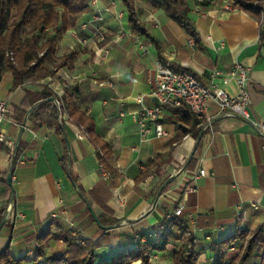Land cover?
Wrapping results in <instances>:
<instances>
[{
    "label": "crops",
    "instance_id": "crops-1",
    "mask_svg": "<svg viewBox=\"0 0 264 264\" xmlns=\"http://www.w3.org/2000/svg\"><path fill=\"white\" fill-rule=\"evenodd\" d=\"M187 2L199 46H191L185 31L149 0H135L134 8L155 42L132 32L121 0H88L90 11L57 39V62L62 56L71 55V59L51 77L57 76V83L68 75L63 93L67 92L77 110L92 120L99 140L107 145L108 181L98 170V147L89 136L77 138L78 124L66 112L62 113L63 134L56 128L33 124L30 111L42 102L38 94L48 88L50 76L26 81L11 91L12 74L2 75L0 100L6 102L9 115L1 129L13 146H0L13 152L11 155L0 148V176L12 172L11 187L6 176L2 178L5 185L0 181V224L6 220L0 227V252L8 246L15 264L41 263L49 256L78 263L86 256L89 241L99 244L94 250L96 261H109L123 251L136 249L148 238L160 241L163 232L159 224L172 218L177 206H182V214L190 218L187 227L195 239V250L201 252L198 264H213L208 249L213 242L238 231L260 229L264 233V137L249 120L224 117L218 104L211 101L207 115L212 131L201 128L197 137L185 134L165 112L160 121L165 135L155 137L154 123H148L151 134L141 141L134 118L140 109L138 97L149 92L161 59L167 66L197 74L205 85L214 70L227 72L235 63L248 66V113L250 120L264 122L260 23L242 10L220 12L214 5L205 9V15L194 13V0ZM97 14L101 21L93 20ZM83 25L89 26L86 29ZM72 30L79 32L84 43L72 35ZM106 44L110 54L103 59L98 49ZM52 66L48 64L49 69ZM214 82L230 96L240 92L235 80L225 86L220 78ZM144 102L150 106L153 100L145 97ZM28 104L30 110H26ZM64 152L66 168L60 163ZM14 154L23 163L14 162ZM199 169L206 173L195 177ZM72 182L97 218L105 224L114 221L112 225L117 227L101 229ZM12 190L14 210L21 216L15 219L4 213ZM178 245L176 239L169 240L163 250L151 253L150 264H173ZM40 246L42 254L37 257ZM240 246L237 243L226 252L225 264L235 260ZM262 253L264 245H259L245 264H260Z\"/></svg>",
    "mask_w": 264,
    "mask_h": 264
},
{
    "label": "trees",
    "instance_id": "trees-1",
    "mask_svg": "<svg viewBox=\"0 0 264 264\" xmlns=\"http://www.w3.org/2000/svg\"><path fill=\"white\" fill-rule=\"evenodd\" d=\"M121 1L127 9L128 23L132 32L155 42L154 37L139 21L134 8L135 0ZM219 1L222 0H194V5L207 9ZM232 1L240 10L258 20L261 25L260 41H264V22H261L264 0ZM149 3L152 7L161 9L169 19L181 27L193 40L195 46L200 45L199 34L190 19L191 8L187 0H149ZM89 11L88 0H0V81L5 72H10L13 76L12 91L26 81L35 82L54 76L57 70L71 59V55L62 56L60 62H57L59 60L55 55L57 39L67 30L76 27L79 18ZM160 62L162 65H166L162 59ZM50 63L53 65L51 69L48 68ZM171 68L176 71L191 72L174 66ZM194 75L200 80L197 74ZM38 95L42 100L41 103L33 109L29 104L26 106V110L31 109L30 117L33 124L56 128L63 134L62 123L59 122V113L66 112L74 122L85 128L91 141L98 147L99 162L108 170L106 159H108L110 152L107 145L99 140L92 120L77 110L76 104L70 100L67 92H64L60 97L49 88H45ZM52 97L57 100L59 109L54 103L48 101ZM166 112L168 113L167 119L181 128L185 134L193 133L196 137L198 136L202 126L195 119L189 107L182 105L177 108H166ZM63 143H66L64 139ZM0 148L12 155L13 151L1 146ZM160 157L158 156V158ZM17 158V154H14V162ZM60 163L66 168L65 152L60 158ZM5 176H0V181L1 183L4 182V185L5 181L2 178ZM144 177L145 175L141 179ZM98 220L103 226L116 223L112 221L105 224L100 218ZM187 223L188 219L185 214L165 219L159 224L163 232L160 241H152L148 238L145 242L141 241L136 249L123 251L109 261L97 262L94 250L99 244L89 241L87 242V254L81 262H71L60 257L49 256L44 258L41 263L35 262V264H131L135 262L150 264L151 253L155 250H163L168 241L172 239L179 242L173 251V264H198L201 252L195 250L196 242L187 227ZM237 243H241V246L237 257L231 264H245L248 259L253 257L258 246L264 245V233L260 229L253 232L238 231L226 239L211 243L208 249L213 257V264H225L226 252L234 248ZM41 247L35 253L37 257L42 254ZM26 259L23 258V260ZM0 264H15L8 246L0 252ZM260 264H264V253L261 254Z\"/></svg>",
    "mask_w": 264,
    "mask_h": 264
},
{
    "label": "built area",
    "instance_id": "built-area-1",
    "mask_svg": "<svg viewBox=\"0 0 264 264\" xmlns=\"http://www.w3.org/2000/svg\"><path fill=\"white\" fill-rule=\"evenodd\" d=\"M200 1V0H199ZM220 12H238L240 9L233 3L232 0H222L213 4ZM192 12L205 15L207 12L205 9L198 5H194ZM94 21H101L102 17L100 15H95L93 17ZM261 22H264V12L261 13ZM89 25H83V28H88ZM72 35L78 38L81 42L84 41L79 37V32L77 30H72ZM100 41L104 38L99 33H95ZM138 41V38H137ZM191 46H194L192 39L188 41ZM222 45V43H221ZM143 51L146 48L140 46ZM100 56L104 59L110 54V46L106 44L102 48L98 49ZM250 68L248 66L242 65L240 63L233 64L227 72H222L220 70H214L209 75V84H203L193 73L187 71H176L170 66L158 64L154 77L151 81V86L149 92L145 96L138 97V103L140 105L139 111L135 114L134 118L139 125V134L141 141L147 139L151 134L150 129L147 127L148 123H154V135L155 137H162L165 135L160 121L163 119L166 108H177L182 105L189 107L190 111L194 115L195 119L202 126L201 128L212 131V121L207 115L208 104L214 101L218 104L220 112L224 117H241L243 119L249 120L253 128L264 137V122H255L250 120L248 113V107L250 104L249 96V83H250ZM68 75L65 74L63 80L54 83L56 78H48L46 81L47 87L53 91L57 96L63 94V88L67 86L65 78ZM220 78L222 84L225 86L231 80H235L240 92L237 96H230L223 87L218 86L214 80ZM149 100L156 99L153 101L152 105L148 106L145 104L144 99ZM9 115V110L4 100H0V144L8 145L12 148V143L9 142L5 134L2 132L1 125L7 121ZM65 119L62 113H59V122ZM68 119V118H67ZM77 138L79 140L88 138V133L85 128L78 125ZM19 163H23L22 159L17 160ZM98 170L101 178L105 181L110 180L111 174L107 168L99 162ZM204 169H199L194 175L195 177L204 176ZM123 204V203H122ZM182 206H177L172 214L173 216H179L182 214ZM5 213L8 218L15 219L19 214H16L14 210L13 201H9L5 208ZM56 214H53L55 217ZM21 217V216H20ZM190 220V218H188ZM233 249V248H231Z\"/></svg>",
    "mask_w": 264,
    "mask_h": 264
},
{
    "label": "water",
    "instance_id": "water-1",
    "mask_svg": "<svg viewBox=\"0 0 264 264\" xmlns=\"http://www.w3.org/2000/svg\"><path fill=\"white\" fill-rule=\"evenodd\" d=\"M48 101L54 103V104L58 107V109H59L58 102H57V100H56L54 97L49 98ZM153 101L156 102L157 100L154 99ZM200 137H201V135H200V136L198 137V139H197V144L199 143V139H200ZM67 143H68V142H67ZM197 144H196V146H197ZM15 149H16V148H15ZM195 149H196V147H195ZM195 149L192 151V153H191V155H190V158L193 156V154H194V152H195ZM11 176H12V172H11V170H10V171L7 173V176H6V182H7V184H8L10 187L12 186V183H11ZM169 181H170V180H167L166 183H168ZM72 185H73V187L77 190L78 194H79L80 196H82V193H81V191L77 188L76 184H75L74 182H72ZM163 188H164V185H163V186L160 188V190L158 191L157 197L159 196V194L161 193V191L163 190ZM13 198H14V192H13V190H12L10 200L12 201ZM82 198H83V200H84V202H85V204H86V206H87V208H88V210H89V212H90L91 217L93 218V220L96 222V224H97L101 229H103V230H109V229H113V228L117 227V225L103 226V225L99 222V220H98V218H97V216H96L94 210H93L92 207L90 206L88 200H87L85 197H83V196H82ZM155 203H156V202H155ZM5 221H6V220H5V218H4V219L2 220V222H1V224H0V227L5 223Z\"/></svg>",
    "mask_w": 264,
    "mask_h": 264
},
{
    "label": "rangeland",
    "instance_id": "rangeland-1",
    "mask_svg": "<svg viewBox=\"0 0 264 264\" xmlns=\"http://www.w3.org/2000/svg\"><path fill=\"white\" fill-rule=\"evenodd\" d=\"M239 246V245H238ZM239 248L237 247V248H235V250H238ZM239 251V250H238Z\"/></svg>",
    "mask_w": 264,
    "mask_h": 264
}]
</instances>
